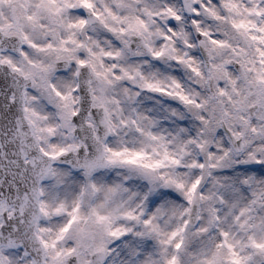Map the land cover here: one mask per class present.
I'll return each instance as SVG.
<instances>
[{"label":"clouds","instance_id":"obj_1","mask_svg":"<svg viewBox=\"0 0 264 264\" xmlns=\"http://www.w3.org/2000/svg\"><path fill=\"white\" fill-rule=\"evenodd\" d=\"M0 264H264V0H0Z\"/></svg>","mask_w":264,"mask_h":264},{"label":"snow or ice","instance_id":"obj_2","mask_svg":"<svg viewBox=\"0 0 264 264\" xmlns=\"http://www.w3.org/2000/svg\"><path fill=\"white\" fill-rule=\"evenodd\" d=\"M157 55H159V54H157ZM139 155H141L140 153H137L136 154V156H139ZM130 160H134L135 159V157H131V158H129ZM101 219H103V217H101Z\"/></svg>","mask_w":264,"mask_h":264}]
</instances>
